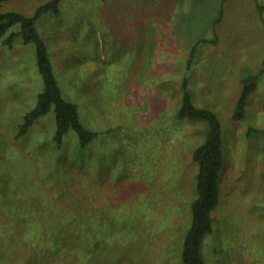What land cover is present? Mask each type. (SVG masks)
<instances>
[{"label": "rangeland", "instance_id": "374dc122", "mask_svg": "<svg viewBox=\"0 0 264 264\" xmlns=\"http://www.w3.org/2000/svg\"><path fill=\"white\" fill-rule=\"evenodd\" d=\"M47 1L7 0L0 12L32 15ZM259 2L62 0L43 13L36 26L62 95L98 133L84 148L73 130L55 147L52 109L16 136L43 84L33 45L0 39V264H180L196 196L192 152L206 130L176 117L184 76L193 102L222 124L205 263L264 264V133H248L264 129ZM201 31L217 42H199Z\"/></svg>", "mask_w": 264, "mask_h": 264}, {"label": "trees", "instance_id": "16d2710c", "mask_svg": "<svg viewBox=\"0 0 264 264\" xmlns=\"http://www.w3.org/2000/svg\"><path fill=\"white\" fill-rule=\"evenodd\" d=\"M5 1L7 0H0V7ZM61 1L49 0L39 5L32 15H25L15 10L0 12V39L2 44L8 48L13 45L17 38H20L25 45H33L36 64L43 84L41 91L37 95L35 106L24 115L23 122L18 128L16 136L20 137L26 134L38 118L52 109L56 124V130L53 135L55 147L60 149L63 146L64 135L68 131L73 130L76 133L79 146L84 148L98 133L82 123L76 102L62 95L47 45L36 26L37 19L43 13H58ZM257 9L264 29V5L261 2L257 3ZM218 22L217 19L214 24ZM13 26H18V30L8 32ZM213 29H215L214 26ZM200 41L203 43L207 41L215 42L216 36L209 39L201 38ZM195 56L196 46L193 45L186 61L187 67L192 64ZM263 71L264 59L259 73ZM257 81V74L249 75L243 80V85L235 104L234 119L243 117L247 98L255 89ZM180 88L181 97L176 117L200 120L206 126L203 140L192 152V160L197 164L195 175L196 196L190 203V224L182 240L180 264H206L202 254V243L206 234L212 231V211L219 199L218 178L222 164V124L213 110L193 102L185 76L180 82ZM252 132L264 133V129H249L248 133Z\"/></svg>", "mask_w": 264, "mask_h": 264}, {"label": "crops", "instance_id": "0c3cea01", "mask_svg": "<svg viewBox=\"0 0 264 264\" xmlns=\"http://www.w3.org/2000/svg\"><path fill=\"white\" fill-rule=\"evenodd\" d=\"M212 33L214 34V30H213V29H212ZM212 33H211L210 36L207 37V36H205L206 32H204V34H202V31H201L199 35L202 34V35H201V38H208V39H209V38H214V35H213ZM201 38H200V39H201ZM200 39H199V40H200ZM217 40H218V39L216 38V42H217ZM200 42H201V41H200ZM204 43H213V42H212V41H207V42H204ZM196 49H197V47H196ZM188 51H189V49H188ZM186 61H187V60H186Z\"/></svg>", "mask_w": 264, "mask_h": 264}]
</instances>
